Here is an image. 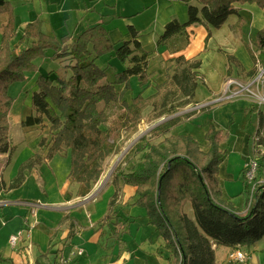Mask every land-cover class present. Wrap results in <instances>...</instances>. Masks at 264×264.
Returning <instances> with one entry per match:
<instances>
[{
    "label": "trees",
    "instance_id": "trees-1",
    "mask_svg": "<svg viewBox=\"0 0 264 264\" xmlns=\"http://www.w3.org/2000/svg\"><path fill=\"white\" fill-rule=\"evenodd\" d=\"M175 1L187 6V20L167 22L157 44L184 34L191 24L219 28L230 15L237 16L236 24L243 21L236 3H254L264 15V0ZM2 13L7 17L0 32V153H7L6 161L14 149L9 138L8 114L13 103L8 94L9 85L25 80L26 71L37 70L35 59L48 51L52 52V60L68 58L71 72L68 76H37L38 89L31 96L32 109L21 125L37 127L46 121L47 133L40 137L41 151L24 161L8 184L0 177V190L20 187L26 170L59 154L69 158V182L88 192L99 180L106 158L119 149L123 133L130 137L137 132L146 108L150 107L152 113L148 119L154 120L164 114H175L195 96L201 60L177 55L170 60L165 81L151 83L153 79L147 71L151 52L141 48L136 38L138 33L131 25L127 31L132 39L115 46L104 23L94 24L75 37L68 33L56 37L44 33L40 21L34 20L25 23L18 34L14 7L9 0H0ZM254 43L258 53L252 54L254 65L247 72L249 76L256 73L257 58L264 60V26L256 31ZM110 53L120 62H127L122 70L114 72L111 80L106 77V67L97 63ZM225 57L230 67H241L234 55L225 53ZM133 76L140 88L135 94L130 92ZM149 87L154 92L145 95ZM127 92H130L128 98ZM212 106H203L201 111L209 113ZM182 117L175 115L157 124L149 136L141 138L125 155L124 166L115 173V183L118 178L133 188L136 197L133 204L144 210L147 223L158 230L163 247L171 254L166 257L169 264H216L217 246L247 248L263 241L264 250V178L258 176L248 183L243 175L245 201L243 207L234 205L229 197H224L219 177L220 166L229 153L223 145L228 139L227 131L208 117L204 143L192 134L170 133ZM262 118L259 113L257 132ZM259 143L264 144V140L259 138ZM258 161L264 163V151ZM115 199L113 194L102 223L116 215L112 208ZM187 206L192 216L186 212ZM75 222L65 213L55 231L65 226L70 236ZM120 230L121 227L115 228L116 238Z\"/></svg>",
    "mask_w": 264,
    "mask_h": 264
},
{
    "label": "rangeland",
    "instance_id": "rangeland-1",
    "mask_svg": "<svg viewBox=\"0 0 264 264\" xmlns=\"http://www.w3.org/2000/svg\"><path fill=\"white\" fill-rule=\"evenodd\" d=\"M107 2L109 4H114L113 8L110 9V19H113L114 21H123L125 20L126 14H131L135 12L137 8V4L133 3L131 0H27L24 5L18 4L17 7H15L14 12L22 13L23 15H19V19L16 22L17 24V30L18 34L21 33L22 29V22H24L27 18V14L35 13V17L39 20L43 18L44 25L41 27L43 32L50 33V34H56V37H60L66 33H70L73 30H79L82 31L87 26L92 25L93 23H96L100 21L99 19L102 18L103 14L108 8ZM93 8V11H89L85 16L83 15L87 7ZM116 4V5H115ZM254 7V4L252 5ZM247 10H243L241 12V15L245 16L247 21L244 20L235 23V27L233 29L231 28L230 24H232V19H235L234 16L230 15L228 20L224 22L222 26L217 28H210L214 33H216L212 39L209 40V48H211L213 45H215L216 42H220L224 46H230L229 48L232 50L231 53L235 54V57L238 59L241 68H244V66L249 65V68L253 65L252 60V54L258 53V48L256 47L254 40H255V32L258 29L255 25L253 26L250 20L249 13L247 14ZM102 14V16L100 15ZM116 16H113V15ZM98 16H101L98 18ZM34 17V19H35ZM6 19V13L0 14V32L1 28L3 26V23ZM42 20V19H41ZM124 22V21H123ZM102 23V22H100ZM209 29V32H210ZM233 31L234 33L231 34L230 31ZM198 32V31H197ZM72 35V34H70ZM207 35V33H206ZM75 37V36H74ZM208 37V36H206ZM233 37L239 39V44L237 45L233 39ZM206 44V42H204ZM203 44H199V46H202ZM237 45V47H236ZM49 52H46L45 56L39 57L35 59L36 64L41 69L40 72L37 70H28L24 73L25 80L14 82L9 85L8 87V94L13 98V103L11 106V109L9 112L12 114H18V113H24L29 114L31 112L32 106H31V96L33 91L37 90V83H35V80L39 74H42L44 76L49 75H63L67 76L70 74L69 69L65 71V67L63 65H66L69 63L68 58H61L59 61L57 60H51L49 56ZM203 54L205 55L203 67L205 70L210 71V73L213 71V68L216 67L217 64V57H219V54L216 53L215 49L213 50H207L204 51ZM233 55V54H232ZM226 58V57H225ZM109 57H102L98 59V63L100 66H105L109 64ZM66 63V64H64ZM117 63V62H116ZM257 69L264 68V60H260L257 58ZM62 67H61V66ZM154 68L159 74L158 81H161L164 78V72L165 67L163 63L160 61V59H155L151 63V68ZM256 69V71H258ZM115 69L112 65L108 66L106 69V77L111 79V76ZM167 71V70H166ZM247 73V72H246ZM246 73L243 74L242 72L238 73L237 76L234 78L238 79L242 83L247 81L248 76H246ZM229 78V77H228ZM227 78V79H228ZM226 79V80H227ZM155 84V83H154ZM233 88V86H231ZM139 85L137 82L136 77H132L130 80V92L132 94H135L139 90ZM260 92L264 95V83L262 86L259 87ZM151 92H154L153 87H149V90L145 91V95H149ZM225 94V83H201L198 82L196 90H195V96L192 100V102L188 105H185L184 107L177 110L175 114H164L154 120H149L148 117L151 115L150 107L146 108V110L143 113V119L138 124V130L135 132L132 136L126 137L125 133H123L120 143H119V149L117 152L112 153L109 155L104 164H103V171L102 174L97 181V183L88 191L86 192L84 188H78L76 189L73 185L69 192L74 198L73 201H81V199L90 197L91 199L99 196V200L95 203H92L91 208L93 207L94 215H96V211H100L99 214L107 213L109 211V200L113 196V192L115 194V198L118 199V196L125 197L126 193L124 190L122 191L118 185L115 186V191L113 188V185L115 184V173L117 169H122L121 167L124 166L123 159L125 155L130 151V149L143 137L149 136L150 131L153 127H155L157 124L172 118L175 115L183 116L180 123L171 129L170 133H183V134H192L198 141L204 142L203 137V131L202 123L206 121L207 114L201 111V108L203 106H207V100H212L214 96L219 95L221 98H223V95ZM246 94V93H245ZM130 95V94H129ZM218 96V97H219ZM126 97L128 98V93L126 94ZM219 97V98H220ZM240 97H246V96H239V97H233L228 98L226 100H231L235 98ZM220 98V99H221ZM248 98V97H246ZM219 99V100H220ZM251 100L250 98H248ZM253 108L252 111L248 113V111L241 110L235 115L236 123L234 125L229 127L228 129H225L228 133V139L226 145L227 149L230 150V157L228 159V170L232 175L231 180H223L222 182L225 184L226 182V192H229V194H238L235 196V199H233V202L240 204L241 201H243L244 196L240 195L241 191L243 192V173H244V167L242 168V172L240 174L239 172V166L241 162L240 155L236 153V151L231 152V147L234 143V138L236 136L246 135V132H249V136H251L249 144V153L250 157L252 155H257L256 159L261 156L262 152L264 151V144H261V150L257 149L255 152L252 153V143L253 141L257 144L259 143L258 140H254L255 135H258L261 139L264 140V103H256L253 102ZM203 105V106H202ZM216 105V104H215ZM214 105V106H215ZM242 112H245L244 118L246 117V129L239 128V120L240 117L243 118ZM261 113L263 116L262 118V125L260 126L259 132H255L257 124V116ZM186 114H191L190 116H185ZM9 115V114H8ZM215 121V120H214ZM216 122V121H215ZM47 122L45 121L44 124L40 126H22L21 124L14 125V122L10 121V132L12 134V143L15 146L13 149V152L10 157V161L7 163L6 167L2 171V178L5 181L6 184H8L11 177H13L18 171L20 165L26 161L29 156L32 148L39 145L40 137L39 135L43 134L45 135L47 133ZM22 127V128H21ZM222 127V126H221ZM245 128V127H244ZM258 128V127H257ZM239 131V132H238ZM42 136V135H41ZM253 139V140H252ZM16 144V145H15ZM39 147V146H38ZM38 151H41L38 149ZM58 157V156H57ZM65 157V156H61ZM249 157V158H250ZM249 160V159H248ZM247 160V161H248ZM6 161V160H5ZM246 161V162H247ZM68 167H69V160L67 159ZM238 168V171H237ZM41 169V168H40ZM28 171V170H26ZM253 177L251 179L244 178L246 182L249 183V181H253L256 177L264 178V163L258 164L256 169L253 172ZM118 180V178H117ZM264 180V179H262ZM261 180V181H262ZM31 181V182H30ZM118 181L122 182L121 179ZM29 184L26 188V192L30 195H34V200H43L41 195L39 193H42V189L39 186H36L34 184V181L31 179L29 180ZM37 182V181H36ZM46 183H48V180H45ZM118 183V182H117ZM116 183V184H117ZM111 186L110 189H105L106 187ZM225 186V185H224ZM105 189V190H104ZM252 189V188H251ZM76 197V198H75ZM136 197H134L135 199ZM133 199V200H134ZM131 199L128 203H122V204H114L113 209H115L116 212L113 214V216L108 223H106L102 227V223L98 220L93 222L92 218V225L91 227H88V224H85L86 228L84 230H91V234L93 232H100L101 240L99 241L101 244V248L105 247V243L108 242L106 245L110 246V244H113L114 238H108L107 236H110L114 233L115 228L124 229L127 224L131 223L133 227V231H135L136 228H138L139 233V239L131 237L129 242L125 245L126 251L130 253L129 258H133V261L140 260L138 258H147V259H153V255L157 258V261H152V264H169L168 259L166 258L171 257V254L163 247V239L160 236L158 230H155L154 226L149 225L147 223V217L144 212V210L136 205H134ZM121 203V202H119ZM244 204V201H243ZM189 206H187L188 208ZM95 208V209H94ZM0 211V246L3 247L5 245V240L7 241V237L10 234H14L18 236V242L21 240V238L26 237L28 234V231L31 227L32 218H29L28 216V222H24L23 216L20 215L21 208H4ZM189 215L192 216L191 210H188ZM125 213V214H124ZM131 214L132 217L128 221V215ZM119 214V215H118ZM128 218L126 219L125 216ZM126 219V220H125ZM133 220V222H131ZM37 229L44 234L43 238H41L39 241H37L36 244L38 246H34L33 248V258H30L29 256H23L21 263L18 264H51V261L53 260L54 254H45L41 255L42 253H47V247H46V235L48 234L47 228H45L42 224H39L37 226ZM36 229V230H37ZM78 230V229H77ZM80 231V230H79ZM89 234V235H91ZM66 236V234H64ZM133 235V233H131ZM55 237L59 236L58 231L56 230L55 234L53 235ZM63 236V237H65ZM54 237V238H55ZM62 240V238H60ZM60 240V241H61ZM57 240L55 243L60 242ZM17 242V246H18ZM258 242V241H257ZM263 246V241H260ZM256 243V242H255ZM254 243V244H255ZM253 244V245H254ZM251 245V246H253ZM80 246V245H77ZM249 246V247H251ZM16 247V246H15ZM73 246L71 245L72 249ZM41 249V251H40ZM253 249V248H252ZM263 249V247H262ZM57 251L62 253V250L57 249ZM86 252H90V250L84 249V252L80 254L78 257L80 258L79 261H83L84 258H86ZM57 252H55L56 254ZM102 252L98 253L101 254ZM251 253L255 255V257H258L261 262L264 261V250L256 249L252 250ZM64 255V254H63ZM60 256V255H59ZM55 256V258L59 257ZM94 256H97L96 254ZM159 258V260H158ZM36 259H38V262H35ZM90 263L92 264H100V262L96 259L90 258ZM59 264V262H57ZM133 264V263H132ZM226 264H235L231 262H227Z\"/></svg>",
    "mask_w": 264,
    "mask_h": 264
},
{
    "label": "crops",
    "instance_id": "crops-1",
    "mask_svg": "<svg viewBox=\"0 0 264 264\" xmlns=\"http://www.w3.org/2000/svg\"><path fill=\"white\" fill-rule=\"evenodd\" d=\"M9 1L13 5L14 10H15V7H17L18 4L24 5L27 0H9ZM131 1L137 4L139 8H137L135 12L129 15L126 14L125 20H123L124 22L114 21L113 19L109 20V17L111 16L109 11L110 9L113 8L114 4H109L107 2V5H106L108 6V8L106 9L107 12H105L103 16L102 14H100L102 16V18H100L101 16H98V18H100L99 19L100 21L93 23L92 25L97 24L99 22L104 23L108 29V36L111 42L115 44V46L119 45L124 40L132 39L131 34H129L127 31L128 25H131L138 33L136 38L139 41L141 48L145 51L151 52V55L148 58V62H147V71L151 73V78L153 79L151 83H162L163 81H165L166 69L172 63L170 60L173 57L180 55V54L189 59L199 58L201 60V65L198 70L199 75H200L199 82L204 83V84L214 83V82L225 83L228 77H235L240 72L245 74L246 72L250 70L251 67L249 68V65L244 66V68L236 67L234 65H231L230 67V64H228L227 59L225 58V53L233 54L235 56L234 53H231L232 50L229 48L230 46H224L220 42H216L215 45L209 48L208 46L209 40L212 39V37L216 33H214L212 29H210L207 25L203 23H195V24L188 25L185 29L184 34L170 37L167 40H165L163 43L157 44V39L162 34L164 30V26L167 22H169L172 19H177L179 22H185L187 20V6L185 4L179 1H175V0H131ZM253 4L254 3H251V4L236 3L235 7L238 8L239 10L238 13L241 16L242 20H244L245 22L247 21V19L245 18V16L241 15V12L246 9L247 14L249 13L252 25L253 26L255 25L256 27H258V29H260L262 26H264V15H263L261 8L258 7L256 4H254V7H253L252 6ZM86 7L87 9L83 11L84 16L90 10L93 11V8L89 9L87 4H86ZM19 15H23V14L15 12V19H17V21L19 19ZM113 16H116V15L114 14ZM232 16H234L235 18V19H232V22H231L232 24H230L231 28L233 29V27H235L236 25L235 23L237 21V16L236 15H232ZM34 17H35V13L33 14L29 12V14H27L26 20L22 22L21 24L22 29L25 23L32 22L34 20H39L36 17L34 19ZM41 19L39 20L40 27L44 25L43 18ZM17 24L18 23L15 20L16 28H18ZM90 26H87L86 28ZM209 29H210V32H209ZM215 29L217 30V28ZM80 32L81 31L79 30H76V31L73 30L70 33L68 32V34H72L73 36H76ZM230 32L231 34L234 33L232 30ZM47 34H50V33H47ZM53 35L57 36L55 33ZM233 39L235 43L238 45L239 39L235 37H233ZM204 42H206V44H204ZM200 43L203 45L199 46ZM206 49L213 50V51L215 49L216 53L219 54V57H217L218 66L216 65V67L213 68V71L211 73L210 71L205 70L203 67V62H204V58L206 55L203 53L204 51H206ZM51 53L52 52L50 51L49 56L51 55ZM256 55L254 54V56ZM102 57H109V60H110L108 62L109 64L102 66V67H106L107 69L108 66L112 65L113 68L115 69L114 72L122 70L127 64V62L125 63L120 62L111 53L104 55ZM155 59H160V61L163 63L165 67L164 78L161 81H158V76L160 73H158L154 68L150 69L151 63ZM56 60L59 61L60 59H56ZM97 63H98V60H97ZM253 65H254V61H253ZM257 65L258 64L256 60L255 66ZM63 67H65V71L69 69V71L71 72L70 62L67 64V66L63 65ZM38 70L40 71L41 69L38 67ZM114 72L111 76V79L113 78ZM246 76H248V78L250 77L247 73H246ZM111 79L109 78V80ZM137 82H138V79H137ZM148 90L149 88L147 89V91ZM127 93H128V96H130L129 95L130 92H127ZM218 96L219 95L214 96L212 100L206 101L207 105H213L212 108L210 109V112L206 114H207V119L208 117H211L213 120L216 121V123L220 127L222 126L223 129L229 130V127L234 125V123H236L235 115L241 110L245 112L248 111V113L254 112L252 111L253 103L251 102V100H249L246 97L226 100L219 96L221 98L220 99ZM245 112H242L243 118L240 117V120L238 123L240 125L239 128H241L242 130L246 129V126H244V124H246L247 121H246V117L244 118V116L247 113ZM26 115L24 113L23 114L18 113V114L11 115V112H9V115H8L9 138H10V143L13 147L15 146L12 143V134L10 132V121L12 120L14 122V125L21 124L22 119ZM205 122L206 121H204V123L201 124L202 125L201 130L203 131V133L205 129L204 127ZM257 127L258 125L256 126L255 132L257 130ZM174 134H177V133H174ZM248 134L249 132H246V135L244 134L241 136H236L234 138V143L231 147V152L236 151V153L240 155V158H241V162L239 166L240 174L242 172V168L244 167V164L250 157L249 156L250 155L249 144L251 143L250 141L251 136H249ZM41 135H39V137H41ZM201 143H204V142H201ZM223 145L226 147V145H228L227 141ZM38 149H39L38 146L36 147L34 146L29 156L38 152ZM228 151H229L228 156L226 157L225 161L220 166L219 177L221 180L224 197L225 198L229 197L231 201L233 202V199H235V196H237L238 194L234 195V194H229V192H226L227 182L225 184L222 182L223 180L227 181V180L232 179V175L228 170L227 162L231 154L230 150ZM6 157H7V153H0V177H2V171L6 167L7 163L10 161V158L9 160L5 161ZM67 159L69 160L67 156L61 157L58 154V155H54L50 159L43 160L39 165L25 172V180L20 187L14 188L11 190H0V211H2L1 209H4V208H7V209L11 207H15L19 209L21 208L20 215L23 216L24 222H28V216L29 218H32V222L30 224L31 227L28 231V234L26 235V237L21 238L19 242L17 240L18 246L16 245L17 242L14 246H10L9 244L8 238L12 234H10L7 237V241L5 240V245H3V247L0 246V258H1L0 264L21 263L23 256L30 255V258L31 259L33 258V248L34 246H38V244H36L37 241H39L44 236V234H42L37 229V226L39 224H42L48 230V234L46 235V244H45L47 247V251H46L47 253L41 252V255H45L48 253L54 254L51 264H57L58 257L55 258L56 255L57 256L61 254L62 255L64 254V256L68 255L71 245L73 247L80 245L84 249L90 250L89 253L86 252V258H84L83 261L80 262L79 261L80 256L79 257L77 256L73 260L72 264H92L89 261L90 258L98 260L100 264H132V263L133 264H152L153 260L157 261V258L155 257V255H153V259L151 257L150 260L147 258H138L140 260L133 261V258L131 259L129 258L130 253L126 251L125 245L129 242L128 240H130L131 237L138 238V239L140 237L138 233V228H136L135 231H133L134 226L131 223L127 224L124 229L120 230V235L118 238H116L114 233L111 234L110 236H107L108 238H114V241L112 245L110 244V246H108L109 244L106 245L108 243L106 242L103 250L99 242L102 237L100 235V232H98L100 229L96 232H93L92 234H91V230H84L86 228L85 224H88V222H90L88 227H91L92 218L94 220L93 222L98 221V220L101 222V220L107 215L109 211L107 213H102V214H99L100 211L98 212L96 211V215H94L95 210L92 211L93 207L91 208V206H92V203H95L99 200L98 195L94 197V199L93 198L91 199L89 196L86 198H83L81 199V201H79V203L78 201H73L74 198H72L73 196L71 195L69 190L71 189V187H73V185L76 189H78L79 187L81 188V186L74 184V183H70L69 180L67 179V173L69 171ZM237 171H238V168H237ZM30 179L34 181V184L36 186H39L42 189V193H39V195H41L43 200L41 201L34 200V195L33 194L30 195L29 193L26 192V188L28 184L31 182V181L29 182ZM45 180H48V183H46ZM118 180H117L118 183L116 182L117 184L115 183L113 185L114 191L116 190L115 186L118 185L122 191L124 190L127 193L125 197L118 196V199H115L114 204H122V203L126 204L131 199L133 200L135 197L133 193V188L130 186L124 185L123 182H120ZM110 188L111 186L106 187L105 189H110ZM240 193H241L240 195L244 196L243 201H245V194L242 191ZM243 201H241L240 204L235 203V202H233V204L236 206L243 207ZM113 210L114 212H116L115 209ZM188 210H190V208L186 207V212L189 214ZM65 213H69L76 221L74 229H73V234L69 236L66 230L64 229L65 226H62L61 228H58L57 230L59 236L55 237L53 236L56 232L55 228L57 227L59 220ZM126 215H128L129 218L125 215L124 216L126 217V219L128 218V221H130L129 219L132 217V215L127 214V213ZM109 221L110 220H108L105 223L101 222L102 227ZM131 222H133V220ZM131 233H133V235H131ZM64 234H66V236ZM50 237H51V240H50ZM60 238H62V240ZM57 240L59 241L61 240V241L58 243H55ZM261 244L262 243L258 241L251 247H247V248L241 247V249L246 253L247 257H246V260L240 264H264V261L261 262L258 257H255V255L251 253L252 250H256V249L263 250L262 249L263 246ZM59 248L60 250H62V253L61 252L59 253L57 251V249L59 250ZM233 250L235 249H232L226 246H217L214 249L216 264H226L228 261V255ZM55 252L57 253L55 254ZM100 252L102 253L98 255V253ZM95 254L97 256H94ZM35 262H38V259H36ZM231 263H234V262H231Z\"/></svg>",
    "mask_w": 264,
    "mask_h": 264
},
{
    "label": "built area",
    "instance_id": "built-area-1",
    "mask_svg": "<svg viewBox=\"0 0 264 264\" xmlns=\"http://www.w3.org/2000/svg\"><path fill=\"white\" fill-rule=\"evenodd\" d=\"M258 70V69H257ZM264 83V68H259L258 71L252 76H250L247 81L242 83L238 79L234 77H229L225 81V94L223 95L224 99L239 97V96H246L250 98L253 102L256 103H264V95L260 92L259 87L262 86ZM233 86V88H231ZM246 93V94H245ZM254 140L259 141L258 135H255ZM253 140V139H252ZM252 147L254 152L259 149L261 150V144L256 143L253 141ZM257 155H252L249 160L245 163L244 168V178L251 179L253 177V172L256 169L257 165L259 164L258 158L256 159ZM250 182V181H249ZM253 190V187L251 191ZM19 238L18 236L12 234L8 238V242L10 246H14ZM84 252V248L81 246H74L72 249L69 250L68 255H60L58 257L59 264H72L75 257L79 256ZM246 253L241 249V247L235 248L232 252L228 255L227 262H237L242 263L246 260Z\"/></svg>",
    "mask_w": 264,
    "mask_h": 264
},
{
    "label": "water",
    "instance_id": "water-1",
    "mask_svg": "<svg viewBox=\"0 0 264 264\" xmlns=\"http://www.w3.org/2000/svg\"><path fill=\"white\" fill-rule=\"evenodd\" d=\"M203 106V105H202Z\"/></svg>",
    "mask_w": 264,
    "mask_h": 264
}]
</instances>
